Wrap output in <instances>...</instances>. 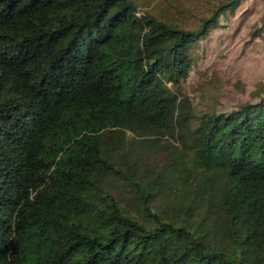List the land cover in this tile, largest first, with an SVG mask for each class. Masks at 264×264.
<instances>
[{
  "label": "trees",
  "instance_id": "16d2710c",
  "mask_svg": "<svg viewBox=\"0 0 264 264\" xmlns=\"http://www.w3.org/2000/svg\"><path fill=\"white\" fill-rule=\"evenodd\" d=\"M244 1L0 0V264H264V96L184 89Z\"/></svg>",
  "mask_w": 264,
  "mask_h": 264
},
{
  "label": "rangeland",
  "instance_id": "374dc122",
  "mask_svg": "<svg viewBox=\"0 0 264 264\" xmlns=\"http://www.w3.org/2000/svg\"><path fill=\"white\" fill-rule=\"evenodd\" d=\"M144 1V0H140ZM145 9L164 20L178 18L190 28L206 17L215 0H146ZM186 20V21H185ZM264 20V0H246L221 19L190 52L194 68L184 82L198 110L225 111L264 96V34H253Z\"/></svg>",
  "mask_w": 264,
  "mask_h": 264
}]
</instances>
